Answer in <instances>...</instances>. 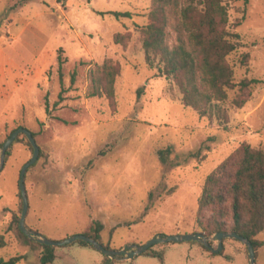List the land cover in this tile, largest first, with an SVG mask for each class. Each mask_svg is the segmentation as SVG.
<instances>
[{"label":"rangeland","instance_id":"374dc122","mask_svg":"<svg viewBox=\"0 0 264 264\" xmlns=\"http://www.w3.org/2000/svg\"><path fill=\"white\" fill-rule=\"evenodd\" d=\"M221 2L228 30L239 34L228 55L233 81L261 80L241 107L231 104L238 87L228 90L221 102L226 119L184 106L171 78L146 63L139 28L148 21L151 0H0V142L23 126L35 133L42 151L24 177L26 227L59 240L99 221L102 242L125 250L156 235L197 232V198L206 175L241 143L264 149V0ZM101 11H129L131 17ZM117 32L130 33L126 46L114 43ZM106 58L121 69L114 108L105 97L87 95L88 70ZM167 146L169 159L178 163L170 169L158 156ZM200 146L198 157L181 160ZM32 152L20 135L0 168V259L20 256L16 264H39L40 251L24 245L10 225L14 214L21 215L20 169ZM257 238L264 241V231ZM210 242L217 247L216 239ZM151 249L163 260L142 252L115 257V264H249L245 244L233 237L223 238L217 252L194 240ZM55 255L51 264L103 261L98 249L77 243L55 246ZM255 264H264V244Z\"/></svg>","mask_w":264,"mask_h":264},{"label":"trees","instance_id":"16d2710c","mask_svg":"<svg viewBox=\"0 0 264 264\" xmlns=\"http://www.w3.org/2000/svg\"><path fill=\"white\" fill-rule=\"evenodd\" d=\"M99 13H109L117 18L131 17L129 11ZM147 18V23L139 28L146 63L150 67H156L159 76L164 74L170 77L181 94V103L196 110L200 116L226 119L221 102L227 99L228 90L238 87L231 104L241 107L249 96L250 86L261 82L256 78H243L238 83L233 81V68L228 55L237 48L238 43L233 38L238 39L239 34L228 30V13L221 0H151ZM129 40V32H117L113 35L114 43L123 46H126ZM248 60L249 53L242 54L241 63L245 65ZM120 70V64L112 58L94 64L88 70L87 95L105 97L114 108V84ZM58 74L61 83L58 97L59 100H63L60 59ZM74 79L75 71L70 75L71 83ZM141 92L140 87L138 95ZM47 108L46 105V110ZM20 135L24 136L33 150L23 133L18 134L14 142L19 140ZM32 135L35 137L34 132ZM4 140L0 142V147ZM10 147L6 151L4 161L10 155ZM201 149L200 146L194 151L183 153L180 158L185 163L189 158L198 157ZM171 153L170 146L158 150L159 160L165 169L178 164L169 159ZM39 154L42 155V151ZM172 190L173 188L169 189L170 192ZM19 196L21 198L20 190ZM153 196L154 192H151L150 197ZM21 209L22 199L20 212ZM195 222L196 231L207 236L227 231L239 233L251 241L256 254L257 249L264 244V241L257 238V235L264 231V149L252 147L246 142L241 143L206 175L197 198ZM92 224L81 233L112 249L102 242L100 235L102 224L99 221ZM10 225L16 229L24 245L40 251L39 264H51L54 261L55 246L41 243L34 237L25 235L19 228L17 214L12 216ZM74 243L94 248L91 243L81 239L70 244ZM199 244L210 250L202 243ZM144 252L157 257L160 261L163 260L162 253L152 250L151 247ZM20 258L12 256L7 260L0 259V264H16ZM115 261V257L110 258L103 254L101 264H115Z\"/></svg>","mask_w":264,"mask_h":264},{"label":"water","instance_id":"95a60500","mask_svg":"<svg viewBox=\"0 0 264 264\" xmlns=\"http://www.w3.org/2000/svg\"><path fill=\"white\" fill-rule=\"evenodd\" d=\"M20 133L25 134V136L27 137V139L29 140L33 148L31 158L27 162H25L20 169V176H19V181H18L19 190H20L21 199H22V209H21V215L19 217V228L25 235L34 237L37 241L41 243L53 245V246L65 245L77 239H81V240L91 243L94 248L98 249L101 253L109 256L110 258H113V257L132 258L133 256L144 252L145 250H147L149 247H151L152 245L156 243L168 242V241L181 242V241L194 240V241L202 243L208 249L217 252L222 247L223 238L233 237L245 244L247 248L248 257H249V264H255V251H254L251 241L247 239L246 237L234 231L217 232L213 236H207L201 232H193V233H186V234L156 235L148 239L141 245H133V244L127 245L125 247H130V249L125 250L124 248H121V249L106 248L94 238L87 236L83 233H75L63 239L55 240V239L48 238L41 233H38V232H35L29 229L28 227L25 226V215H26L27 208H28V197H27L24 177H25V173H26L28 166L37 159L39 150H40V147L37 144L35 137L32 135V132L29 129L23 126L17 127L4 140V142L1 145L0 168L3 166L4 157L6 155L7 149L10 147L15 137ZM211 239H216L218 241L217 247L214 248L210 244Z\"/></svg>","mask_w":264,"mask_h":264}]
</instances>
